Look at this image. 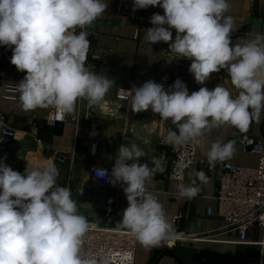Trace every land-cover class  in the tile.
Returning a JSON list of instances; mask_svg holds the SVG:
<instances>
[{
	"label": "clouds",
	"instance_id": "clouds-1",
	"mask_svg": "<svg viewBox=\"0 0 264 264\" xmlns=\"http://www.w3.org/2000/svg\"><path fill=\"white\" fill-rule=\"evenodd\" d=\"M132 5L133 11L163 9V15L150 17L153 26L146 29L145 40L151 45L167 43L172 59L191 61L188 70L197 84L204 85L212 73L224 70L236 90L233 94L219 84L189 94L179 79L167 90L152 80L124 90L133 113L151 109L178 129L177 133L168 128L162 144L201 145L214 129L227 125L246 133L253 122H260L264 35L256 33L233 45L235 20L226 14L228 0H132ZM108 7L105 0H0V45L11 49L10 63L17 71L26 72L11 89L18 93L22 111L53 108L63 117L75 114L79 100H87L90 108L102 104L115 82L86 66L87 29ZM171 29L176 32L174 40ZM235 151L233 140L212 142L206 152L209 170L230 160ZM145 156L137 144H121L110 182L122 186L128 204L117 230L151 249L172 239L175 226L147 187L157 172L164 171V160L154 156V167H149L139 163ZM96 175L104 178L108 173L100 169ZM58 176L54 163L41 167L28 163L21 174L0 161V264H112L110 253L84 251L92 225L79 213L71 189L57 184ZM189 178L190 184L178 183L176 191L191 200L201 191L197 180L207 184L209 177L200 170L189 173ZM126 255L130 262L132 254Z\"/></svg>",
	"mask_w": 264,
	"mask_h": 264
},
{
	"label": "crops",
	"instance_id": "crops-1",
	"mask_svg": "<svg viewBox=\"0 0 264 264\" xmlns=\"http://www.w3.org/2000/svg\"><path fill=\"white\" fill-rule=\"evenodd\" d=\"M109 4L102 17L87 29L92 52L103 64L95 63L88 67L97 75H104L115 82L100 106L89 107L87 100H79L76 124L63 122L54 125L45 123V117L53 108L34 111H22L19 101L0 98V113L5 116L4 126L15 131L18 139L10 141L6 154L1 159H19L12 168L24 173L27 162L36 160L44 166L56 156H66L64 164L55 166L59 169L57 184L69 187L72 199L77 201L78 211L89 221L95 217L106 219L108 225L120 222L123 210L128 206L122 186L110 191L90 185L88 173L91 169H112L117 159L121 144H137L145 153L139 163L154 167L151 159L161 157L164 171L157 172L147 187L164 205L170 220L174 222L175 234H187L189 237L215 232L216 241H198L193 238L169 240L159 247L146 249L138 242L135 244L133 264H264V230L251 226L247 231V243H236V233L221 230V221L214 216H207V211H215L213 200L215 176L222 163H217L214 170H209L206 152L212 142L221 140L235 141V153L231 164L254 167L257 158L243 150L242 138L252 136L264 141V113L260 122H253L246 133H241L230 126L214 129L204 137L201 145H196V161H203L204 166L194 165L184 173L185 185L190 184L189 173L204 171L209 177L207 184H201L200 193L191 200L177 195L178 183L167 179L165 170L170 155L162 145L168 128L177 131L169 120L166 124L151 109L133 113L124 92L133 85L139 87L146 81H154L165 69V61L159 50L145 40L146 29L152 27L150 17L154 13L163 15L159 6L133 11L132 0H105ZM230 9L227 15L235 20L232 43L251 39L254 34L264 35V0H228ZM78 30V29H77ZM173 40L175 39V29ZM169 44L164 48L170 53ZM11 49L0 45V86H15L26 72H19L10 63ZM177 69L170 68L182 77L189 94L200 87L213 90L221 84L233 94L236 90L231 85L226 71L211 74V79L204 85L197 84L189 72L191 61L178 58ZM99 65V66H98ZM100 74V72H104ZM145 141H148L145 143ZM65 176V177H64ZM192 178H195L194 176ZM109 200L112 202L109 204ZM111 209L109 212L108 209ZM179 216L174 221V217Z\"/></svg>",
	"mask_w": 264,
	"mask_h": 264
},
{
	"label": "built area",
	"instance_id": "built-area-1",
	"mask_svg": "<svg viewBox=\"0 0 264 264\" xmlns=\"http://www.w3.org/2000/svg\"><path fill=\"white\" fill-rule=\"evenodd\" d=\"M167 27V26H165ZM174 29H171L173 31ZM77 30V34L79 33ZM91 35V32H89ZM90 35L88 37H90ZM159 50L165 61L164 72L161 73L154 82L162 84L165 90L169 89L174 82L182 77L177 72H171L170 66L174 65L172 53L165 51L167 43L160 42L153 44ZM96 54L89 48L87 61L88 67H95V63L103 64ZM172 59V60H171ZM98 65V66H99ZM100 72V74H104ZM15 86L1 85L0 98L8 101H19L18 93L12 91ZM78 119V103L74 115L61 117L55 109L45 117V123L48 125L70 122L76 124ZM5 116L0 113V161L12 168L19 159H1L6 154L7 145L10 141L18 139V135L12 129L4 126ZM243 150L257 158V163L254 167L239 166L230 162H223L220 171L215 176V188L213 200L215 202V211L208 210L207 216H214L221 221V230L225 233H236V243H247V231L251 226L259 227L264 230V141L256 139L252 136L242 138ZM170 155L169 164L165 170L167 179L181 183L184 173L190 167L197 165L204 166L203 161H196V144H188L179 148H171L169 145L162 144ZM66 156H56L51 160V163L62 165L65 163ZM12 165V166H11ZM28 165V162H27ZM27 167V166H26ZM30 167V165H29ZM33 167H36L33 165ZM41 167V166H40ZM14 171V168H12ZM102 168L91 169L88 173V180L91 186L105 190H116L121 185H113L111 180L112 169H104L108 176L98 178L96 170ZM122 219V216H121ZM120 219V221H121ZM179 216L174 217V221L178 220ZM92 225L90 232L86 237L84 251L86 253L98 255L110 253L112 256V264H133L136 241L124 231L117 230V225H98L89 221ZM187 234L174 235L170 240H184L193 238L198 241H216L218 235L215 232H210L204 235L189 237ZM169 240V241H170ZM127 253L132 254V259L129 262Z\"/></svg>",
	"mask_w": 264,
	"mask_h": 264
},
{
	"label": "rangeland",
	"instance_id": "rangeland-1",
	"mask_svg": "<svg viewBox=\"0 0 264 264\" xmlns=\"http://www.w3.org/2000/svg\"><path fill=\"white\" fill-rule=\"evenodd\" d=\"M32 163L35 164V166H39V162L36 160L31 161ZM65 177V176H64ZM93 223L98 224V225H104V224H108V222L106 221V219L102 218V217H95L94 219L91 220Z\"/></svg>",
	"mask_w": 264,
	"mask_h": 264
},
{
	"label": "water",
	"instance_id": "water-1",
	"mask_svg": "<svg viewBox=\"0 0 264 264\" xmlns=\"http://www.w3.org/2000/svg\"><path fill=\"white\" fill-rule=\"evenodd\" d=\"M179 64H180V60H176L174 65H171L170 67L177 69ZM176 235H179V234H176ZM170 242H174V240H170Z\"/></svg>",
	"mask_w": 264,
	"mask_h": 264
},
{
	"label": "trees",
	"instance_id": "trees-1",
	"mask_svg": "<svg viewBox=\"0 0 264 264\" xmlns=\"http://www.w3.org/2000/svg\"><path fill=\"white\" fill-rule=\"evenodd\" d=\"M88 40H89V37H88ZM90 41V40H89ZM90 46L92 47L91 43H90Z\"/></svg>",
	"mask_w": 264,
	"mask_h": 264
}]
</instances>
